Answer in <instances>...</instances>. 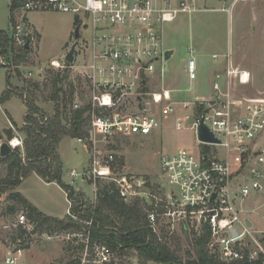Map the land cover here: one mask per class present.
<instances>
[{"label":"built area","instance_id":"1","mask_svg":"<svg viewBox=\"0 0 264 264\" xmlns=\"http://www.w3.org/2000/svg\"><path fill=\"white\" fill-rule=\"evenodd\" d=\"M199 10L198 0H16L8 33L15 46L28 43L30 50L35 36L28 27L29 12L61 11L78 14L80 25H87L82 17L91 22L92 36L78 50L79 59L76 45L71 62L65 59L67 50L49 65L76 73L64 116L70 120L74 111H81L87 117L85 133L75 139L89 160L84 171L72 169L70 175L92 183L95 199L98 179L114 182L124 201L149 199L147 220L160 241L168 240L158 226L164 216L170 222V238L178 229L191 232L192 238L207 233L206 250L219 260L264 264V228H256L249 216L257 209L245 207L246 199L263 189L264 98H243L235 92L236 85L249 82V71L234 62L228 47L210 55L216 65L210 94L178 102L171 97L174 89H152L165 68L163 23ZM189 51L185 72L192 81L197 78V63L191 46ZM188 111L193 112L188 128L195 134V148L161 155V175L169 186L164 198L141 190L147 183L142 177L114 176L116 153L109 145L120 138L150 135L160 127L161 116L175 112L180 114L176 128L184 127L191 118ZM201 121L216 141L199 138ZM6 141L12 150H23L19 134ZM85 223L88 227L78 230L47 231L21 210L13 224L15 235L0 237V264H28L27 251L36 238L62 243L65 254L60 264H134L135 256L93 240L91 221Z\"/></svg>","mask_w":264,"mask_h":264},{"label":"rangeland","instance_id":"2","mask_svg":"<svg viewBox=\"0 0 264 264\" xmlns=\"http://www.w3.org/2000/svg\"><path fill=\"white\" fill-rule=\"evenodd\" d=\"M11 0H0V29L10 30L9 5ZM200 10L192 14H181L174 21L162 25V43L164 48L171 49V56L165 61L161 78L156 76L153 90L172 88L173 101L191 100L195 94L211 93V79L214 63L213 52H223L232 47L234 62L250 73L247 84L236 85L235 92L248 99L264 98V0H198ZM87 25H80L79 37L74 38L76 22L73 15L61 11L29 12L27 23L35 36L34 44L22 61L13 59L11 48L0 46V94L6 89V75L10 72L11 96L0 102V130L12 129L13 136L20 135L26 105L21 96L17 95L28 82H39L36 92L38 105L47 113H51L50 83L56 69L49 65L50 59L61 60L64 52L69 50L74 41L78 50L92 36V24L82 17ZM193 48L192 56L197 63V78L190 81L185 72V65L191 57L189 47ZM158 65V64H157ZM32 75L28 76L27 72ZM62 86L66 89L77 83L76 73L69 69ZM77 88V86H76ZM190 119L184 127L176 128V117L179 112L160 117V127L150 135H136L120 138L108 147L116 153L114 176L122 175L144 178L147 183L141 190L155 192L158 198H164L169 186L163 180L160 169L162 154L174 152L179 148L194 149L195 134L188 128L192 122L193 112L188 111ZM12 119V120H11ZM14 122H11V121ZM3 140H7L4 136ZM2 140V141H3ZM59 154L62 161L61 180L82 193L87 202L95 200L92 183L82 176L73 177L70 170L81 173L88 165L89 153L75 138L66 136L59 143ZM5 165L0 166V176L5 174ZM109 182L107 180H103ZM111 182V181H110ZM263 189L256 196H249L245 207H254L257 211L249 216L256 228H264V180ZM166 187V188H165ZM17 190L42 213L62 218L69 210V202L62 187L55 181L47 182L35 173L28 175L17 187ZM139 199L148 208L149 199ZM148 200V201H147ZM129 202V201H128ZM13 206L14 212L7 209ZM24 210L7 198L0 197V237L16 233L13 224L16 214ZM7 226V227H4ZM158 226L163 236L168 238L167 244L176 254L185 259L187 251L192 252L191 232L175 230L170 238V222L160 216ZM5 235V236H4ZM62 243L57 239L42 240L36 238L27 251L28 264H60L64 259ZM138 261L135 259V263ZM147 264H159L149 261Z\"/></svg>","mask_w":264,"mask_h":264},{"label":"trees","instance_id":"3","mask_svg":"<svg viewBox=\"0 0 264 264\" xmlns=\"http://www.w3.org/2000/svg\"><path fill=\"white\" fill-rule=\"evenodd\" d=\"M15 5L16 0H11L10 25L13 22L12 10ZM8 32L0 29V46H9V52H13L15 61L24 60L30 50L15 46ZM66 72L67 70L53 72L49 79V97L53 102L51 113L45 112L36 101V92L41 85L39 82H28L17 94L26 105V114L20 129L23 134V150L16 148L7 156H0V166L5 165L6 170L0 176V197L6 193L8 199L26 209L28 216L36 220L41 229L47 231L78 230L88 227L85 222L91 221L90 234L93 240L102 241L121 254L135 256L138 264H147L149 261L159 264H262L247 260L224 262L210 255L206 250L207 233L193 236V252L187 251V257L182 259L152 232L145 207L140 200L124 201L114 182L98 179L97 195L93 202L85 201L81 192L63 182L59 143L63 137L75 138L83 135L87 125V117L81 111H74L70 120L64 116L74 93V85H70L68 89L62 86L63 79L67 77ZM10 76L7 71V87L0 94L1 103L13 94L10 89ZM200 112L201 109L198 110ZM4 136L10 139L13 136L12 129L0 130V142ZM32 173L47 182L55 181L62 187L70 201L69 213L62 218L44 214L21 195L17 187ZM7 210L9 214L13 213L14 207L10 206Z\"/></svg>","mask_w":264,"mask_h":264},{"label":"water","instance_id":"4","mask_svg":"<svg viewBox=\"0 0 264 264\" xmlns=\"http://www.w3.org/2000/svg\"><path fill=\"white\" fill-rule=\"evenodd\" d=\"M78 14L73 16L75 22H78ZM79 27L80 24L77 23L75 30H74V38L77 39L79 37ZM77 42L74 41L70 46L69 50L66 52L65 59L71 62L74 59V53L76 50ZM25 47H28V43L25 44ZM172 54V50H166L165 52V59H168ZM198 136L203 141H216V138L213 136L212 132L206 127V125L201 121L198 127ZM12 152V148L8 144L6 140L0 142V156L5 157ZM249 224L250 222L247 221Z\"/></svg>","mask_w":264,"mask_h":264},{"label":"crops","instance_id":"5","mask_svg":"<svg viewBox=\"0 0 264 264\" xmlns=\"http://www.w3.org/2000/svg\"><path fill=\"white\" fill-rule=\"evenodd\" d=\"M166 50H169V49L166 48ZM166 60H167V59H166ZM213 63H214V62H213ZM215 67H216V65H215V63H214L213 71H214ZM11 120H12V119H11ZM11 120H10V121H11ZM11 122H14V121H11ZM147 136H148V135H147ZM85 168H86V167H85ZM22 181H23V180H22ZM65 195H66V194H65Z\"/></svg>","mask_w":264,"mask_h":264}]
</instances>
